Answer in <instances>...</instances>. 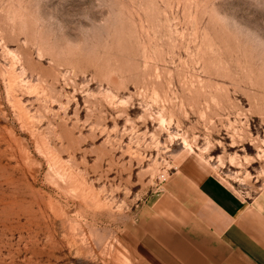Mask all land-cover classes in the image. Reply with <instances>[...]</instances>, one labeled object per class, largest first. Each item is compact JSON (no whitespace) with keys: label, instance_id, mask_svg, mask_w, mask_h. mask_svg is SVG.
<instances>
[{"label":"rangeland","instance_id":"1","mask_svg":"<svg viewBox=\"0 0 264 264\" xmlns=\"http://www.w3.org/2000/svg\"><path fill=\"white\" fill-rule=\"evenodd\" d=\"M210 174L264 191V0H0V264H148Z\"/></svg>","mask_w":264,"mask_h":264},{"label":"crops","instance_id":"2","mask_svg":"<svg viewBox=\"0 0 264 264\" xmlns=\"http://www.w3.org/2000/svg\"><path fill=\"white\" fill-rule=\"evenodd\" d=\"M148 264H264V191L242 198L217 176L143 207Z\"/></svg>","mask_w":264,"mask_h":264}]
</instances>
